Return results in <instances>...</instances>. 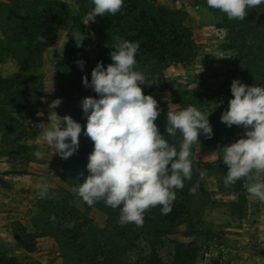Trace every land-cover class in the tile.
<instances>
[{
  "label": "trees",
  "instance_id": "trees-1",
  "mask_svg": "<svg viewBox=\"0 0 264 264\" xmlns=\"http://www.w3.org/2000/svg\"><path fill=\"white\" fill-rule=\"evenodd\" d=\"M181 8L192 6L211 17L213 26L223 34L221 49L233 54L240 81L246 85L264 86V4L249 11L245 20H229L219 10L207 6L206 0H172ZM73 7L62 1L49 0H2L0 3V65L9 57L17 63L19 73L5 77L0 70V156H21L27 149L26 141L36 140L39 133L33 129V120L40 117V106L44 97L43 78L30 75L43 65L44 51L52 47L59 31L66 28V44L63 56L56 65L55 83L60 96L65 100V115L82 126L79 147L67 158H61L63 181L68 188V196L46 199L40 206L41 214L35 220L41 236L52 237L58 244L64 264H193L197 258L196 244L178 243L172 263H164L159 255V246L165 236L175 233L180 226L190 232L203 223L205 213L213 206L229 208L230 216L244 219L249 212V199L244 181L240 180L226 188L223 177L227 172L218 156V161L204 164L196 158L198 146H211L218 151L226 145L228 138L235 141L243 134H237V126L229 128L220 117L227 109L228 102L222 101L221 91L199 92L175 83L171 89L173 102L183 108L199 106L213 112L208 116L213 129L212 137L200 135L199 144L192 147L193 176L185 181V187L178 190L172 210L161 215L160 207L152 208L145 214L143 227L134 224L121 226L118 223L119 209H112L102 201L94 206L108 215L104 227L93 225L91 219L71 204V199L79 198L73 188L83 182L89 174L86 168L88 155L93 150V142L84 135L87 118L83 113L82 99L87 96L99 98L83 84V77L91 81V72L96 65L84 64L81 68L82 48L77 47L72 36L79 31L85 36L86 14L94 7L91 0H72ZM99 47V61L107 67L112 63L110 52L116 42L112 37L136 42L140 47L136 55L137 70L142 71L150 85H141L145 95L155 88H167L164 71L174 63H191L197 57L196 44L187 24V14L182 10H171L156 5L154 0H124L122 9L115 15L97 16L93 22ZM44 36V43H34L37 36ZM84 41L82 45H84ZM230 72V71H229ZM172 85V84H171ZM223 87L230 91L231 84ZM155 121L160 132L167 138L164 106ZM169 142L179 147L182 135L168 137ZM70 143V138L67 141ZM61 157V156H60ZM207 169L204 179L199 178V170ZM217 176L219 193L237 195L233 202H216L205 188V180ZM3 180L0 179V183ZM199 184L193 194L190 189ZM81 199V198H79ZM55 216V221L51 217ZM24 233V232H23ZM22 234H16L21 243ZM151 238L150 252L145 253L139 246L140 238ZM0 264H42L39 261H20L0 250Z\"/></svg>",
  "mask_w": 264,
  "mask_h": 264
},
{
  "label": "clouds",
  "instance_id": "clouds-1",
  "mask_svg": "<svg viewBox=\"0 0 264 264\" xmlns=\"http://www.w3.org/2000/svg\"><path fill=\"white\" fill-rule=\"evenodd\" d=\"M91 3L94 7L86 14L85 25L94 22L97 16L115 15L122 9L124 0H91ZM206 4L229 20L242 21L250 10L264 4V0H206ZM72 36L77 47L83 46L82 33L76 31ZM112 39L116 41L110 52L112 63L105 67L103 62H98L90 82L87 76L83 77L84 86L99 98L87 96L81 102L87 118L83 131L93 142V150L86 165L89 174L73 192L88 206L102 201L112 209H119L121 226L134 224L139 228L144 225L146 212L152 208L159 206L161 215L171 212L177 191L193 176V145H200L201 134L210 139L213 129L208 119L210 113L205 115L191 105L186 108L177 105L178 110H169L166 115L167 138L162 135L155 123L161 111L158 102L152 95H145L141 87L151 83L137 70L139 41L120 36ZM44 42L42 35L34 41ZM78 64L83 68L84 61ZM230 91L233 98L220 120L229 128L235 125L245 132L217 151L227 165L223 183L228 188L243 180L248 199L264 203V86H249L234 79ZM42 99L47 102L46 98ZM61 103L57 98L49 104L48 122H41L39 128L43 141L67 159L79 147L82 126L69 115L57 114L55 109ZM177 132L182 135L178 148L168 139ZM34 156L43 159L44 152L36 151ZM206 175L207 169L199 170L201 180ZM36 188L41 199L51 198L45 177L40 178ZM198 188L199 184L190 192L194 194Z\"/></svg>",
  "mask_w": 264,
  "mask_h": 264
},
{
  "label": "rangeland",
  "instance_id": "rangeland-1",
  "mask_svg": "<svg viewBox=\"0 0 264 264\" xmlns=\"http://www.w3.org/2000/svg\"><path fill=\"white\" fill-rule=\"evenodd\" d=\"M49 1L66 2L75 9L72 0ZM154 3L171 10H182L187 14V24L196 44L197 57L191 63L171 64L164 71L169 86L164 89L155 88L150 95L164 106L166 112L178 110L177 105L183 108L173 102L171 89L176 87L175 83L199 92L220 90L221 102H229L233 98L232 93L223 87L224 83L231 84L234 79L240 81L242 78L234 73L236 65L233 54L222 51L220 45L223 34L213 26L211 17L192 6L181 8L172 0H154ZM66 32L64 27L59 31L56 43L44 51L42 67L30 72V75L42 76L43 98L47 101L43 102L42 99L40 117L32 122L33 129L39 133L38 138L26 141L28 147L21 156H0V179L3 180L0 183V250L22 262L34 260L42 264H64L58 244L52 237L38 233L35 220L41 214L40 206L46 199L56 200L68 196V188L62 177L61 157L55 153L54 147L43 141L39 128L41 122H48L49 104L57 98H60L62 103L55 111L60 117L64 116L65 100L57 90L55 76L56 65L63 56L66 44ZM99 47L96 28L90 21L86 25L81 61H84V64L97 65ZM0 70L5 77L19 73L17 63L9 57L0 65ZM195 107L205 115L213 113L204 107ZM244 132V128L237 127V134ZM233 142L235 139L228 138L226 145ZM36 151L44 152L43 159H36ZM218 156L217 150L211 146L196 148V158L204 164H212L215 159L218 161ZM41 177H45L50 185L51 198L41 199L39 196L36 184ZM217 179L216 175H211L205 180V188L211 199L216 202L236 201L237 195L225 194L220 197ZM71 204L88 216L93 225L104 227L108 223L107 213L100 208L88 206L79 198L71 199ZM16 234H22L21 243L16 240ZM150 242L148 235L140 238L139 246L145 253L150 252ZM178 243L196 244L197 258L193 264H205L201 255L204 245L214 248V257L206 264H264V203L249 199V212L244 219L230 216L229 208L224 206L208 208L203 223L195 231L190 232L186 226H180L175 233L162 239L159 255L164 263L173 262ZM221 246L225 247L224 253H219Z\"/></svg>",
  "mask_w": 264,
  "mask_h": 264
},
{
  "label": "built area",
  "instance_id": "built-area-1",
  "mask_svg": "<svg viewBox=\"0 0 264 264\" xmlns=\"http://www.w3.org/2000/svg\"><path fill=\"white\" fill-rule=\"evenodd\" d=\"M213 250H214V248L211 247L210 245L202 246L201 255H202V258H203L205 264L210 263V261L213 259V257H214ZM225 251H226L225 247L221 246L219 249V253H224Z\"/></svg>",
  "mask_w": 264,
  "mask_h": 264
},
{
  "label": "crops",
  "instance_id": "crops-1",
  "mask_svg": "<svg viewBox=\"0 0 264 264\" xmlns=\"http://www.w3.org/2000/svg\"><path fill=\"white\" fill-rule=\"evenodd\" d=\"M217 161V159H215V160H213V162L212 163H215ZM220 197H222L223 195H225V194H222V193H220Z\"/></svg>",
  "mask_w": 264,
  "mask_h": 264
}]
</instances>
